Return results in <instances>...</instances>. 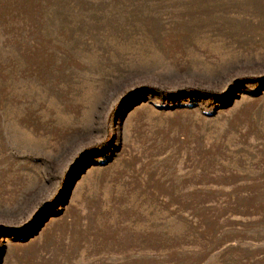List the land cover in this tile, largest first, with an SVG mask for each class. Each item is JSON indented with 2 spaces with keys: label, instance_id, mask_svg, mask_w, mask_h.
<instances>
[{
  "label": "rangeland",
  "instance_id": "374dc122",
  "mask_svg": "<svg viewBox=\"0 0 264 264\" xmlns=\"http://www.w3.org/2000/svg\"><path fill=\"white\" fill-rule=\"evenodd\" d=\"M0 264H264V0H0Z\"/></svg>",
  "mask_w": 264,
  "mask_h": 264
}]
</instances>
